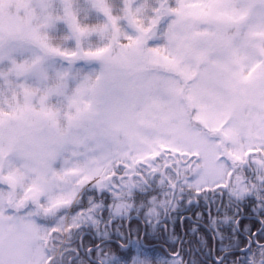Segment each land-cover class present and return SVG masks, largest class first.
Listing matches in <instances>:
<instances>
[{"label":"snow or ice","instance_id":"snow-or-ice-1","mask_svg":"<svg viewBox=\"0 0 264 264\" xmlns=\"http://www.w3.org/2000/svg\"><path fill=\"white\" fill-rule=\"evenodd\" d=\"M0 264H264V0H0Z\"/></svg>","mask_w":264,"mask_h":264},{"label":"trees","instance_id":"trees-1","mask_svg":"<svg viewBox=\"0 0 264 264\" xmlns=\"http://www.w3.org/2000/svg\"><path fill=\"white\" fill-rule=\"evenodd\" d=\"M198 209L200 210V207H198ZM180 215H182V213H180ZM205 215H206V213H205ZM241 215L245 218L244 219L245 225H251L253 223V221L256 219L255 214L252 212L251 206H248V208H244L243 206H241ZM188 218L189 219L184 220L185 222L183 223V225H180L179 221H177V225H178L177 231H178V234L180 237H181L182 232L185 233L186 230H189V229H192L195 227V225H192V222H191L192 220L195 219V215L191 214L190 216H188ZM202 222L204 223V219ZM200 225H202V224H200ZM142 227H143V225H142ZM207 227H208L207 224H206V226L203 225L204 229H207ZM169 231L171 232V225H169ZM150 232L153 235H156L154 230H150ZM198 234H199L200 241L203 242V240L205 239L204 232L200 231V232H198ZM209 236H211V232H209ZM167 238L169 239V241H171V239H173V236H168ZM183 239L186 241V243L184 245V247L186 249L189 247V244L187 243V241H192L191 246L194 247L195 238L193 236H191L190 233L188 235H185ZM176 243H177V246H179V239L176 240ZM196 247H197V244H196Z\"/></svg>","mask_w":264,"mask_h":264},{"label":"flooded vegetation","instance_id":"flooded-vegetation-1","mask_svg":"<svg viewBox=\"0 0 264 264\" xmlns=\"http://www.w3.org/2000/svg\"><path fill=\"white\" fill-rule=\"evenodd\" d=\"M201 210H202L201 208H200V210L198 209V206H196V202H194L193 205L190 208H188V210L181 209V213H182L181 217H188L191 214L194 215V213H199V212H201ZM203 211L207 214V208L206 207L203 209ZM212 211L214 213L215 212V209L213 208ZM202 221H203V218H201L199 221H197V219L195 217V219L192 220L191 222H192V225H195V227H196L197 224H202V225H205L206 226V224H204ZM184 236H185V233L182 232L181 233V237L184 238ZM197 237L199 238V234L198 233H197ZM197 237H194L195 238L194 247H196V244H197L196 243Z\"/></svg>","mask_w":264,"mask_h":264}]
</instances>
